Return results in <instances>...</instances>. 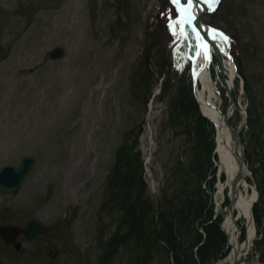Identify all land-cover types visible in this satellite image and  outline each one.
Masks as SVG:
<instances>
[{
  "label": "rangeland",
  "instance_id": "rangeland-1",
  "mask_svg": "<svg viewBox=\"0 0 264 264\" xmlns=\"http://www.w3.org/2000/svg\"><path fill=\"white\" fill-rule=\"evenodd\" d=\"M182 18L169 0H0V169L37 158L19 191L0 190V225L47 230L20 250L0 237V264H199L207 232L222 235L209 239L222 258L201 264L229 257L204 193L215 129L186 84ZM203 21L231 38L217 40L246 77L230 121L260 197L259 238L264 0L209 3ZM255 247L248 260L264 264V239Z\"/></svg>",
  "mask_w": 264,
  "mask_h": 264
},
{
  "label": "bare ground",
  "instance_id": "bare-ground-1",
  "mask_svg": "<svg viewBox=\"0 0 264 264\" xmlns=\"http://www.w3.org/2000/svg\"><path fill=\"white\" fill-rule=\"evenodd\" d=\"M203 1L205 0H194V7L190 11L195 12V19L205 8ZM183 3L187 7L188 0H183ZM206 4L209 5V3ZM206 31L211 37H214L211 29L207 26ZM184 34L190 47L187 57L190 61L189 78L192 91L202 114L216 126L212 158L213 179L216 180L214 200L216 201V210L223 216L224 233L228 236L232 246L230 256L218 264H251L247 256L251 252L257 236L253 211L255 202L258 200V192L255 185L250 182L249 178L252 173L245 161L243 150L237 154L240 138L227 127L232 110L224 119L217 111L221 109L219 101L222 99V95L213 65L218 57L208 44L211 59L209 60L205 56L204 44L206 40L197 27L194 31L191 25L185 26ZM227 73L229 75L227 85L233 91L237 72L231 58ZM234 191L237 192L233 204L231 199H233ZM244 234L246 242L240 244L239 239Z\"/></svg>",
  "mask_w": 264,
  "mask_h": 264
},
{
  "label": "water",
  "instance_id": "water-1",
  "mask_svg": "<svg viewBox=\"0 0 264 264\" xmlns=\"http://www.w3.org/2000/svg\"><path fill=\"white\" fill-rule=\"evenodd\" d=\"M198 24L200 26L201 24L200 21H198ZM209 42L211 43V45L214 46L213 42L211 41ZM222 69H224V67H222ZM231 107H233V105H231ZM223 117H225V115H223ZM237 154H239V151H237ZM36 162L37 160L34 157H24L22 159L21 166L19 168L12 165H6L2 167V169L0 170V190L6 193H13L19 190L23 185V183L26 181L27 177L29 176L34 166L36 165ZM236 192L237 191H234V195L232 196L233 199H231L233 204L235 202ZM46 234L47 231L45 227L41 226L35 220L31 221L28 224V226L25 228H20L16 226H0V237L5 239L8 244L12 243L18 250L20 249V244L17 243L16 240L20 236H24L27 240H32L37 237L45 236ZM263 236H264V232L262 233V237ZM260 239L254 241V248L258 253L259 251L257 247H255V243ZM249 262H251V264H257L258 261L256 262L249 261Z\"/></svg>",
  "mask_w": 264,
  "mask_h": 264
},
{
  "label": "snow or ice",
  "instance_id": "snow-or-ice-1",
  "mask_svg": "<svg viewBox=\"0 0 264 264\" xmlns=\"http://www.w3.org/2000/svg\"><path fill=\"white\" fill-rule=\"evenodd\" d=\"M172 3L180 7L183 17L180 23H182L185 26L191 25L193 27V30L195 31L196 30V26L194 24L195 12L190 11V9H193L194 7V0H188L187 7L184 6L183 0H172ZM205 3H210L211 10L215 11V5H218L220 3V0H205ZM211 32L215 34L213 37L214 39L220 37L223 39L224 42H230L231 38L227 36L222 30L217 28H211ZM204 54L209 60L211 59L206 42L204 44Z\"/></svg>",
  "mask_w": 264,
  "mask_h": 264
},
{
  "label": "trees",
  "instance_id": "trees-1",
  "mask_svg": "<svg viewBox=\"0 0 264 264\" xmlns=\"http://www.w3.org/2000/svg\"><path fill=\"white\" fill-rule=\"evenodd\" d=\"M202 121H204L203 119H202ZM205 122V121H204ZM258 211V210H257ZM258 213V212H257ZM218 222H219V220H218ZM217 222V223H218ZM212 225V224H211ZM210 225V226H211ZM216 227V226H215ZM174 230H177L176 228H173ZM219 230V229H218ZM207 235H209L208 236V239H206L208 242L206 243H204L198 250V252H197V255H198V263L200 264V263H206L207 261H211V260H213V258L214 259H216V258H222V255H219V256H217V254H215V250H216V248H217V245H214V244H211V241L209 240L210 239V237H212L213 235H215V236H217L218 237V239H219V244L220 243H222V235L221 234H219V233H216V234H212V233H208L207 232ZM222 245H223V243H222ZM214 256V257H213ZM213 257V258H212ZM216 257V258H215ZM179 259V264H183L182 263V259L179 257L178 258ZM193 261H195V260H193ZM196 264H197V262H196Z\"/></svg>",
  "mask_w": 264,
  "mask_h": 264
}]
</instances>
